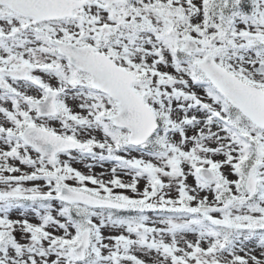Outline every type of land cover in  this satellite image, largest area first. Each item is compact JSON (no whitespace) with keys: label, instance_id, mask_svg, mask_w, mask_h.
Listing matches in <instances>:
<instances>
[{"label":"snow or ice","instance_id":"6c2138e0","mask_svg":"<svg viewBox=\"0 0 264 264\" xmlns=\"http://www.w3.org/2000/svg\"><path fill=\"white\" fill-rule=\"evenodd\" d=\"M0 264H264V0H0Z\"/></svg>","mask_w":264,"mask_h":264}]
</instances>
